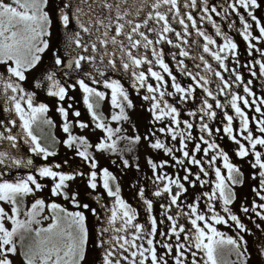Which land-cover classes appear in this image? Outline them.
Instances as JSON below:
<instances>
[{
  "label": "snow or ice",
  "instance_id": "1",
  "mask_svg": "<svg viewBox=\"0 0 264 264\" xmlns=\"http://www.w3.org/2000/svg\"><path fill=\"white\" fill-rule=\"evenodd\" d=\"M201 2L203 7L199 10L203 15L200 19L202 21L207 19L212 24L216 36L222 38V44H217L212 36L198 27L191 12L182 15L178 0H60L55 19L47 10L49 0H12L11 3L0 0V65L3 66V70L0 71V86H2L3 112L7 114L4 120H0V129H2L0 144L7 142V147L0 149V202L10 205V212L0 206V264H13L11 257L18 254V248L24 264H84L89 236L85 212L91 211L98 219L99 216L97 209L90 208L88 203H80L77 199L78 193L73 192L69 195L68 189L71 182L77 178L86 181L87 188L93 192L98 185L102 186L107 196L112 198L109 208L101 202L99 196L94 197L107 213L104 221L106 226L98 229L99 239L96 243V247L101 249L100 264H169V258L172 259L173 264H188L186 254L191 256V264H201V261L197 259L200 253L203 254V264H218L217 250L225 245L235 252L240 264H248L247 241L241 233H251L229 207L236 199L235 187L244 182L243 173L230 161L228 153L215 140L207 139L204 135L213 136V129L205 121V117L208 121L214 120L217 117L215 109H223L224 106L205 87L209 83L207 77L199 73H197L199 79L197 76H192L186 71L182 60L178 61L180 70L190 76L193 83L185 87L177 82L176 76L172 74L168 63L164 60L163 49L157 46L167 43L180 49L179 56H189V52L181 47V44L174 43L168 34L174 33L176 40L187 44L188 41L183 37L190 34L189 26H191L196 30L197 36L204 40L203 52L211 55L221 69L228 71L225 64L226 57L221 53L227 52L232 57H236L238 46L230 36L221 31L220 26L209 13H215L227 19L229 10L235 12L242 26L240 35L251 50L255 48L251 41L264 42V23L258 19L254 11L260 9L262 5L259 0H233L221 13L215 6L209 8L208 0H201ZM237 5L243 8L254 22L259 36L253 35V24L238 12ZM163 6H167L166 11L161 10ZM184 7L197 9V0H188ZM169 13L183 29V35L173 27L169 20ZM150 22H153L155 26H151ZM54 23L63 29L64 55L69 59L65 63L59 51L52 50L51 66L38 67L42 60L41 54L50 49L48 38L52 36ZM228 27L232 29L234 22L229 23ZM149 33H154L156 38H150ZM212 46L217 50L213 51ZM141 48L145 52L151 51V59L140 52ZM255 50L264 57V49L256 48ZM249 55H252L251 51ZM172 59L176 60V53H172ZM200 60L205 70L213 72L220 80L222 87L219 88V93L223 95L225 89L231 88V84L224 79L221 72L214 71L203 56H200ZM254 63L259 65V75L264 76V60H255ZM85 64L91 67L90 71L85 70ZM145 64L148 65L146 72L140 70ZM154 66H158L162 72L154 70ZM109 71L130 73L131 87L137 94L141 89H146L142 99L150 103L148 111L152 115V120L162 122L167 118L170 125L159 129L150 128L143 137L125 136L114 140L113 136L121 129L110 127L103 115L97 111L99 102L104 101L108 93L100 91L93 85L102 84L103 88L110 92L111 106L119 110L111 116L112 121H127L129 117L126 108L131 109L134 105L121 81L107 75ZM33 72L36 75H33L29 81V74ZM73 72L76 73L74 82ZM58 73L62 78H58ZM163 74H167L171 79V91L168 90ZM231 74L235 77V82L243 83L239 72L233 69ZM252 75L255 76L256 73L252 72ZM149 76L157 82L155 85L148 83ZM26 81L31 84V90L25 86ZM247 83L252 82L249 80ZM77 87L83 93V103L95 128L104 133V137L94 146L85 136L73 135V124L82 130L89 125L81 120L74 122L69 120V109L72 108V104L69 103L67 108L63 104L66 99H73L68 93ZM198 87L203 88L205 94L201 106L198 110H189L186 113L190 117H196L199 114L198 127L201 135L197 139L192 134V129L197 126L189 120L182 121L181 109L176 105H184L189 100H194V93ZM39 91H44L48 97L56 98V111L64 121L63 131L67 134V138L62 143L65 148L75 150V155L87 164L89 171L80 169L64 171V166L68 165L67 160L63 164L35 163L33 157L48 161L49 157L57 155L51 146L42 144L40 137L33 132V126L37 123L53 124L47 117L49 106L46 103L37 102ZM244 92L248 96L254 95L248 86L244 87ZM166 97H172L175 103H169ZM208 98L215 101L214 106ZM239 102H242L243 107ZM228 103L235 116L224 111L223 127L216 128L215 133L222 132L223 136L237 146L235 155L238 158L244 159L249 155L253 157L251 167L258 169V173H254L252 178L254 180L259 178V186L254 187L252 191L261 201H264V153L257 150L258 145L264 147V118L250 119L244 111L255 105V112L264 117V110L261 108V105H264V99H259V103L255 99L250 102L233 92ZM71 115L80 117L81 113L76 110ZM235 119H239L240 122L238 131L234 127ZM251 122H255L256 131L261 135L253 134L250 129ZM16 128H19V132L14 134ZM157 131L169 135L172 141L178 140L179 147H170L159 138L153 140ZM241 138L247 141V145L241 141ZM119 139L129 140L133 144L143 139L147 141L151 149L162 150L165 156L175 161L173 167L179 165L183 168L185 175L183 177L177 175L173 178L160 172V169L168 165V161H160L158 164L151 157L147 159V164L154 176L153 184L156 185L152 196L166 195L169 201L167 205H160L163 209L161 216L166 217L169 222L166 230L158 229V221L152 214L153 201L147 198L144 187L138 189L137 195L145 206L150 229L135 222L137 210L121 196V188L116 176L107 168H100L98 160L90 152V149L94 147L96 152L116 153L119 151L117 148ZM21 141L27 146L30 156L20 154ZM187 142H195L191 152L188 150ZM202 144L206 147L202 148ZM210 150H214L210 159H197L196 153L203 151L204 157L207 158ZM176 152L181 153L182 158L177 157ZM218 159L223 161V169L227 170L226 176L222 174L220 167H216ZM121 161L123 168L131 167L123 155H121ZM204 163L214 170L215 181L202 179V176H209L208 170L203 167ZM189 165L198 167L199 172L193 173ZM21 168L28 170L26 174H17L11 180L6 178L12 174L13 169ZM136 168L139 170V164ZM45 179L52 181L51 196H62L70 200L76 208H82L84 211L69 212L55 202L46 204L44 199L37 198L24 212L25 218L21 219L23 201L26 197L43 191L46 185L41 181ZM197 182L201 187L211 184V191L197 195L193 203L186 205L188 211L178 212L176 216L170 214L173 206H180V198L188 191L185 185L195 187ZM201 199L205 201L206 211L200 210ZM217 201L220 202L223 213L227 214L226 217L216 211L215 202ZM45 208L52 213L51 216L43 217L44 220H51L46 227L39 219ZM258 208L264 210V203L257 204L253 201L251 211L264 221V212L256 211ZM241 211L248 213L250 209L242 206ZM180 215L187 217L191 228L178 223L177 217ZM118 221L119 227L116 226ZM229 221L233 222L235 228L239 230L236 237L228 236L216 227V225L231 226L228 224ZM164 223V219L159 221V224ZM256 227L259 229L261 225L256 224ZM129 229H134L130 233V238ZM109 233L112 235L105 238ZM118 233L123 235H117ZM25 234L33 236L32 241L27 245L24 244ZM157 234L167 239L158 241L155 239ZM172 237H175V244L171 242ZM137 241L142 242L137 243ZM157 244L165 250L163 254L158 253ZM259 255L264 257V246L259 248Z\"/></svg>",
  "mask_w": 264,
  "mask_h": 264
},
{
  "label": "flooded vegetation",
  "instance_id": "2",
  "mask_svg": "<svg viewBox=\"0 0 264 264\" xmlns=\"http://www.w3.org/2000/svg\"><path fill=\"white\" fill-rule=\"evenodd\" d=\"M6 2L11 3L12 0H6ZM257 17H258V19L261 18L260 15H257ZM221 55L226 57L229 54L227 52H225V53H221ZM229 56H231V55H229ZM65 63H67V62H65ZM50 66H51L50 64L45 65L44 63H41L40 65H38V67H50ZM2 70H3V66L0 65V71H2ZM85 70H89V71L91 70L89 65H85ZM33 75H36V73L33 72V73L29 74V81H31ZM72 76H73V82H74V80L76 78V73L73 72ZM58 78H62L61 74H59V73H58ZM208 81H209V83L207 84L208 86L212 85L213 87H215V86L219 85L218 80L211 81L210 79H208ZM87 82L91 83L90 81H87ZM186 83H187V81H186ZM201 83H203V82L201 81ZM25 86L31 90V84L28 81L25 82ZM93 86L98 87V89L100 91H105L108 93L106 96V99L104 101L99 102V107L97 108V111L103 115V117L105 118V122L108 123L110 127L114 128L117 121H112L111 116L113 115L114 112H118L119 110L112 108L110 92L108 90L104 89L102 84L101 85H93ZM68 95L73 97V99L72 100L66 99L63 102V104H64V107H66V108H67L69 103L72 104V108L69 109V120H71L73 122L76 120H81V121H83L89 125L88 128L82 130L73 124V127H72L73 135L85 136L87 138V140L89 141V143L94 146L96 143L99 142V139L97 137H99L101 139L102 137H104V133L100 129L95 128L94 123L91 119V116L88 113L87 108L83 103V93L79 90V88L77 87L75 90H70ZM216 97H217V99H219L218 96H216ZM203 98H204V95L201 96V99H203ZM130 99L132 100L134 107L131 109L126 108V113L129 117V119L127 121H123V120L119 121V128L121 129L120 132L126 134L127 137H134L136 135H140L141 137H143L148 132V130L150 128L159 129L161 127H164L165 125H170V121L167 118H165V120L162 122H154L152 120L151 113L148 111L150 106L149 105H143L142 102L139 101L140 98L131 97ZM166 99L169 101V103H175V100L172 97H166ZM37 102H43L49 106V111L47 113V117L52 120L53 124L52 125H46L42 122L37 123L36 125L33 126V132L35 135L40 137V142L42 144H44L45 146H51L52 149L57 152V155L54 157H49L48 161H43L39 157H33L35 163L36 164H43V163H53V164L54 163H61V164H63L64 161L67 160L68 165L64 166V168H63L64 171H70L71 169L68 167L70 165H72V169H77V167H81L80 170H83L85 172L89 171L87 164H85L78 156L75 155L74 149L69 150V154H68L69 157L68 158H66V157L64 159L61 158L62 146H64L62 141L67 138V134L63 131L64 121L61 118L60 114L56 111V107H57L56 98L48 97L44 91H39L38 96H37ZM213 103L215 104L214 100H213ZM176 106L181 109L180 119L182 121L183 120H189L190 121V119L192 117H190L186 114L187 111H189L190 107H191L190 100L188 101L187 104L176 105ZM261 108H262V110H264V105H261ZM76 110L80 111V113H81L80 117H75V116L71 115V113L73 111H76ZM6 116H7V114L3 112L2 86H0V120H4L6 118ZM198 120H199L198 124H200V117L198 118ZM205 121L208 122L209 125L211 123H215V119L208 121L206 117H205ZM124 123L129 127L128 133L122 129V124H124ZM181 128H183V124H181ZM0 130H2V129H0ZM17 132H19V128L14 129V134ZM95 132H97L98 135H96ZM120 132H118V134L114 135L115 140L117 138L121 137ZM156 138H159L160 140L164 141L170 147H172V146L179 147L178 140L172 141L171 137L165 133H160L159 131H157L156 136L153 137L152 139L155 140ZM141 140H142L141 143H143V145L144 144L148 145L147 141H145L143 139H141ZM119 141H121L122 146L125 145L126 143L130 142L129 140H126V139H119ZM20 143L22 145L20 154L24 155L26 157L30 156L31 153L27 152V146L23 145L22 141ZM118 144H120V143H118ZM6 147H7V142H3L2 144H0V149L6 148ZM123 149L124 148L122 147V148H119V151L116 153L108 152V154L100 155L101 152H96L95 148L93 147L92 149H90V152H92V154L98 160L100 168H107L110 172H112L116 176L117 183L120 185V188H121V196L123 197V199L128 204H130L133 208H135L137 210L138 215H137V220L135 222L144 225L146 229H150V224L148 223L147 212L145 210V206L143 205V202L139 199V197L137 195L138 189L140 187H144L145 188V194H146L147 198H149L153 201V213L152 214L158 221V229L166 230L169 222L166 220V217L161 216L163 209H161L160 205L161 204L167 205L169 203V201H168L166 195L162 196V197L152 196V192L155 190L156 185L153 184L154 176H153L152 169L147 164V159L149 157H151L158 164L160 161H164V160L168 161V165H166L164 168L160 169V172H161V174H167L173 178H175L177 175L180 177H183L185 175L183 168L179 165H176L175 167H173L172 165L175 164V161H173L169 156H165L162 150H153L149 146H148V148L145 147L143 158H139L138 160L130 163L131 167H129V168H123L121 157L119 156L120 153L123 151ZM175 154L177 155V157L182 158L181 153L176 152ZM108 162H111L110 166H109ZM137 164H139V170H137V168H136ZM217 165H218V160H217ZM27 171H28L27 169H23V168L13 169L12 174L6 178L11 180L15 177V175H17V174L24 175V174H26ZM224 175L226 176L227 174H224ZM201 176H202V174H201ZM252 176L253 175L246 176L248 178L246 180V185H245V187L247 189V193H246V198H245L242 206L250 209V211L248 213H245L246 214L245 215L246 216L245 227L247 229H249L251 234H249V233L248 234H249L250 239L253 241L254 233L258 232V230L255 228V225L258 223H261L262 227H263L262 229H264V221H261L259 219V217L254 215L255 212L251 211L252 202L255 201L257 204H261V203H264V201H261L259 199V197L256 196V194L252 191V189L254 187L259 186V178L257 177V179L254 180L252 178ZM202 179L215 181V174L209 175L208 177L202 176ZM244 179H245V177H244ZM41 183L46 185L44 190L36 193L35 195L26 197L25 200L23 201V203L21 205V209L24 212L27 210V208L31 207L30 203L32 204L34 202V201L29 202V200L30 199H37L42 194H44L45 190L50 189L52 181L45 179V180L41 181ZM198 184H199V182H198ZM185 186L187 187L188 191L180 198V200H181L180 206L179 207L173 206L170 210V214H172L173 216H176V214L178 212L188 211L186 205L193 203V201L196 198V196H191L192 193L189 191L190 185L186 184ZM240 186L241 185L236 186L235 190ZM68 191H69V195H71L73 192L78 193L77 199L80 201L81 204L88 203L90 205V208L97 209L99 219L97 218V216H94L91 213V211L85 212V215L87 217L86 226L88 228V234H89L86 255L91 256V257L89 256L90 259L88 260L90 262V264H99L100 258H101V249L96 247V243L99 239L98 229L103 227V226H106L104 221L106 220L107 213L104 209H102L100 207V205L96 202L94 197L99 196L101 202L103 204L107 205L109 208L111 207V204H112V198L107 196V194L104 191V189L102 188V186L98 185V188L96 189L95 192H93L91 189H88L86 181H83L80 178H77L75 181L71 182V186L68 189ZM206 191H209V192L211 191V184H207V190ZM202 192H205V191H201L197 195H199ZM48 193L50 194V192H48ZM236 199H235V201H236ZM53 202H55L59 205L60 204H64V205L68 204L70 209L72 210V212L73 211H84L82 208H76L70 200H66L62 196L53 197ZM0 206L4 207L6 210H8L10 212V205L3 204V202H0ZM231 206L232 205H230L229 207H231ZM199 207H200L201 211H206V204H205L204 199H201L199 201ZM215 207H216V211L219 212L221 215H223L222 214V212H223L222 206H221L219 201L215 202ZM256 211L264 212V210L259 209V208L256 209ZM208 215H211V213H208ZM161 219H164V221H165L164 224H159V221ZM177 219H178V223L184 224L186 228H191V225L189 224L187 217L180 215L179 217H177ZM119 223L120 222L118 221L117 225H116L117 227H119ZM9 227H10V225H9ZM216 227L219 231L224 233V227H222L221 225H216ZM132 231H134V229L128 230L129 238H130V233ZM109 234L112 235V233H109ZM248 234L246 233V235H248ZM117 235H123V233H118ZM25 236H26V239L24 241V244L26 245V243H28V241L31 239L32 234H25ZM233 237H236V236L233 235ZM155 239L158 241H165L167 238L161 237L157 234ZM250 239L248 238V240H247L248 260L252 261V260H255L256 258L262 259V257L260 255L255 254V248H254V245ZM181 240H183V236H181ZM141 242L142 241H137V243H141ZM171 242L173 244L176 243L175 237L171 238ZM258 246H259V248L261 246H264V234L261 235V239L259 240ZM156 247L158 249V253L163 254V252L165 250L160 248L159 244H157ZM174 254L175 253L173 251V255ZM186 255H188V264H191L190 254H186ZM93 256H95L97 259L96 260L93 259ZM202 256H203L202 253L198 254V256H197V259L201 261V264H203ZM11 259L13 261V264H24L23 257L21 255H19V248H18V254L15 256H12ZM169 264H173V261L171 258H169ZM218 264H222V263L220 261H218Z\"/></svg>",
  "mask_w": 264,
  "mask_h": 264
},
{
  "label": "trees",
  "instance_id": "3",
  "mask_svg": "<svg viewBox=\"0 0 264 264\" xmlns=\"http://www.w3.org/2000/svg\"><path fill=\"white\" fill-rule=\"evenodd\" d=\"M188 2V0H178V4L180 7V11L181 14L184 15L187 12H191V14L193 15L194 19H196L197 21V25L198 27H200L206 34L212 36L216 41L217 44H222L223 40L221 37H217L215 34V29L212 27V24L209 23L207 21V19L205 20H201L200 17L201 15H203V13L199 10L200 7H203V4L201 2V0H197V4L198 7L197 9H191V8H185L184 4ZM233 0H208V7L211 8L212 6H215L217 8L218 11H220L221 13L224 12V9L227 8V5L229 3H232ZM259 2L261 3L262 7L260 9L254 10L256 15H260V20L262 23H264V0H259ZM150 10V9H147ZM145 11L144 15H146ZM162 11H166L167 10V6H163ZM237 10L238 12L243 15L245 17V19L249 22L253 24V35L254 36H259V31L258 29L255 28L254 23L251 21V19L247 16V13L244 11L243 8H240L237 5ZM212 16V19L216 22L217 25L220 26L221 31L226 33L228 36H230L232 38V40L237 44L238 48H237V56L236 57H232V56H226L225 59V64L227 65L228 71H225L224 69H221L219 67V64L217 61H215L211 55H209L208 53H204L203 52V43L204 40L202 37L197 36L196 34V30L192 29L191 26H189V35L186 37H183V39H186L188 41L187 44L182 43V41H178L176 40L175 34L174 33H169L168 36L170 39L173 40L174 43H179L181 44V47H183L186 51L189 52V56L187 57H181L179 56V48H174L170 45H168L167 43H162L161 45H158V48H162L163 52H164V60L166 63H168L169 68L172 72L173 75L176 76L177 82H179L182 86L187 87L188 85L193 83V80L190 76L184 74L181 70H180V65L178 64V61H183V65L186 68L187 72H190L192 74V76H197V73H199L200 75H203L205 77H207V79H210L211 81L214 80H218L219 81V85L213 87L206 85L205 87H207L215 96L219 97V100L221 102V104L224 106L223 109H215V111L217 112V117L215 118V123H211L210 127L213 129V136L212 137H207L206 134L205 137L207 139L210 140H215L222 149H224L230 158V161L237 165L241 172L243 173V178L249 175H253L254 173H258V169H253L251 167V162L253 161V157L251 155H249L248 157L244 158V159H240L235 155V149H236V145L234 143H232L230 140H228V138L226 136H223V133L221 132L220 134H216L215 133V129L216 128H221L223 127L222 121H223V113L224 111H227L228 114L235 116V113L233 112V110L230 107V104L228 103V101H230L231 99V94L233 92L237 93L240 96L245 97L246 99H248L250 102L255 99L257 100V103H259V99H264V76H260L259 75V65L255 64V60H264V57H261L260 53L257 52L255 49L256 48H260V49H264V42H257L255 40L251 41L252 44L255 45V48L253 49H248L247 47V42H245L242 38V36L240 35V29L242 28V26L239 23V16L235 13L232 12L231 10L228 11L227 13V19H223L222 16H217L215 13H209ZM186 18V17H185ZM169 20L170 22H172L173 27L177 30L180 31L183 35V29L181 28V26L179 25L178 22H175L173 20L172 14L169 13ZM234 22V27L232 29H229L228 24ZM190 25V22H188ZM151 26H155L153 24V22H150ZM144 31H147V29H143ZM150 38L155 39L156 36L154 33H149ZM213 47V51H216L217 49ZM249 51L252 52V55H249ZM141 53H144L146 55H148L149 59H151V51L148 50L147 52H145V50L143 48L140 49ZM172 53H176V60L174 61L172 59ZM200 56L204 57V60H206L212 67V69L214 71H219L221 72L222 76L224 77L225 80H227L230 84H231V88L229 89H225L224 90V94L221 95L219 93V88L222 87L220 80L214 75L213 72H209L207 70H205L204 68V64L203 62L200 60ZM177 63V66H174L173 64ZM87 65V64H85ZM148 65L145 64L143 66L142 69L140 70H144L146 72ZM235 69L237 72H239V74L242 76L243 78V83H239V82H235V77L231 74L232 70ZM154 70L156 71H161V69H159L158 66H154ZM252 72H255L256 75L253 76ZM108 76L115 78V79H119L121 81V83L124 85L125 89L129 92V97H137L140 98V102H142L143 105H149L150 103L148 101H144L142 99L143 95L146 94V89H141L139 94H137L136 90L133 89L131 87V75L130 73L128 74H124V73H113L111 71H109L107 73ZM165 76V80L167 81V85H168V90L171 91V79L170 77L167 76V74H163ZM99 79V77H98ZM197 79H199V76H197ZM251 81V84H248V81ZM187 81V83H186ZM148 83H151L153 85H155L157 82L152 79L150 76L148 77ZM248 86L251 91L254 93L253 96H248L245 92H244V87ZM203 88H196L194 96L195 99L194 100H190V110H198L199 107L201 106V96L205 95L203 90ZM209 102L213 104V106L215 105L213 103V100L211 98H208ZM241 104V107H243L242 102H239ZM244 111L247 113V115L250 117V119L252 117H256V118H264L261 117L259 113L255 112V105L251 106L250 108L244 109ZM198 118H199V114L196 117H192L190 119V121L192 123H194L197 127L192 129V134L194 137H196L197 139L199 138V136L201 135L200 131H199V124H198ZM234 127L235 129L238 131L240 128V122L239 119H235L234 120ZM250 129L252 130L254 135H261L259 132L256 131V124L255 122H251L250 123ZM223 136V138H221ZM240 138V137H238ZM241 141L243 143H245L247 145V141H244L241 138ZM195 147V142H188V150L191 152L192 149ZM201 147H206V145H201ZM257 150L264 153V147L261 146H257ZM62 151L63 153H69V149L65 148L64 146H62ZM214 154V150H210L209 155L207 158L204 157V153L203 151L196 153V157L197 159H210L211 156ZM191 171L193 173H197L199 172V168L196 166H192L189 165L188 166ZM203 167L208 170L209 175H213L215 174L214 170L209 167V165L207 163L203 164ZM216 167H220L222 174L227 173L226 169H223V161L222 159H218V165L216 162ZM194 179V177H193ZM207 180V179H206ZM207 190V184L203 187H201L198 182L196 183L195 187L189 186V191L192 193L191 196H197V194L201 191H206ZM110 234H106L105 238H108ZM93 259H97L95 256H93Z\"/></svg>",
  "mask_w": 264,
  "mask_h": 264
},
{
  "label": "rangeland",
  "instance_id": "4",
  "mask_svg": "<svg viewBox=\"0 0 264 264\" xmlns=\"http://www.w3.org/2000/svg\"><path fill=\"white\" fill-rule=\"evenodd\" d=\"M60 4V0H49V4H48V8L47 10L49 11V13L53 16V18L55 19V16H56V9H57V6ZM50 40V49L47 50L45 53L41 54L42 56V60H41V63H44L45 65H51V51L52 50H58L60 55L64 58L65 62L68 61L69 57L65 56L64 55V47H63V29L58 25V24H55L53 25V29H52V36L50 38H48ZM174 66H177L178 64L177 63H174L173 64ZM90 67V66H89ZM91 68V67H90ZM116 128H119V122L116 123L115 127L113 129H116ZM122 129L125 131V132H129V127L124 123L122 124ZM96 135H98L97 132H95ZM118 134V132L116 133ZM120 136L121 137H125L126 134L124 133H121L120 132ZM101 137V136H100ZM99 140L100 138L97 137ZM113 139L115 140L114 136H113ZM142 140L139 141V143H126L125 145H121V141L118 140V144L117 143V148H124L123 151L120 153V157L121 155H123V157L125 159H127L129 161V163H132L136 160H138L139 158H143L144 157V150H145V147L148 148V145L147 144H144L141 143ZM96 143V142H95ZM69 153H63L62 151V156L61 158L64 159L65 157L68 158ZM103 154H108V152H103L101 153L100 155H103ZM70 159V158H69ZM109 166L111 165V162H108ZM70 169H72V165L68 166ZM77 169H81V167H77ZM224 174H227V173H224ZM248 178L245 177L244 179V183L238 187L235 192H236V201L233 202L232 206L230 207V210L233 214H236L241 222L243 224H245V220H246V216H245V213L243 211H241V207H242V204L244 203V200L246 198V193H247V189L245 187L246 185V180ZM48 192H50V189H47L45 190L44 194H42L39 198H42L45 200V203L46 204H49V203H53V197L51 196V194H49ZM35 199H30L29 202H33ZM31 205V203H30ZM60 206L64 209H66L67 211L69 212H72V210L70 209L69 205L68 204H60ZM51 212L45 208L43 214L41 215V217L39 219H41L42 221V224L43 226H47V224L51 223V220H44L43 217L44 216H51ZM223 215H225V217L227 216V214L223 213ZM255 215V214H254ZM20 218L21 219H24V211L21 209V215H20ZM229 225L231 226H226V225H221L222 227H224V233L229 235V236H237V233H238V229L235 228V225L233 222L229 221L228 222ZM261 225V228H257L256 225H255V228L258 230L257 233H254V236H253V241L250 239L249 237V234L246 235V233H241V235H243L245 237V240L247 241L248 238L252 241L253 245H254V248H255V254L256 255H259V240L261 239V235L264 234V232L262 231V224L261 223H258ZM33 227H36V225H33ZM33 239V236L31 237V239L28 241L27 244H29ZM90 256V255H89ZM88 255H86V260L84 262V264H90V262L88 261L90 259ZM217 259L218 261H220L222 264H240V261L238 260V257L237 255L235 254V252H232L229 248V246L225 245L223 247H220L218 248L217 250ZM100 264V263H99ZM248 264H264V257L261 258H256L255 260H252V261H249L248 260Z\"/></svg>",
  "mask_w": 264,
  "mask_h": 264
}]
</instances>
